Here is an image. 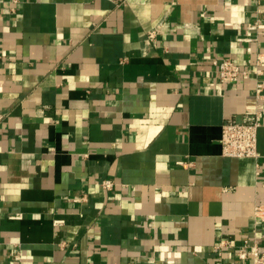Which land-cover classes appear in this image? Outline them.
Segmentation results:
<instances>
[{
  "label": "crops",
  "instance_id": "0c3cea01",
  "mask_svg": "<svg viewBox=\"0 0 264 264\" xmlns=\"http://www.w3.org/2000/svg\"><path fill=\"white\" fill-rule=\"evenodd\" d=\"M263 50L264 0H0V264H254L264 126L221 135L259 100L212 59Z\"/></svg>",
  "mask_w": 264,
  "mask_h": 264
},
{
  "label": "built area",
  "instance_id": "2783aa9c",
  "mask_svg": "<svg viewBox=\"0 0 264 264\" xmlns=\"http://www.w3.org/2000/svg\"><path fill=\"white\" fill-rule=\"evenodd\" d=\"M157 34V30L149 31L147 42L155 44ZM212 62L216 68L219 80L223 84L236 85L244 77H252L254 79L255 96L259 100L255 111L243 114L241 117L230 116L225 118L222 123L221 144L222 152L225 156L258 158V132L264 126V114L261 108V102L264 101V50L259 51L253 62L250 61L245 66L237 63L231 57L213 58ZM103 184L106 188H111L113 181L104 180ZM260 208V206L256 207L257 212ZM16 216L19 217L20 214ZM227 246L230 247L229 241L221 240L216 245V249L222 251ZM249 249H252L254 264H264V250L260 249L257 242L252 246L245 242L238 249L236 255L240 259H247L249 257Z\"/></svg>",
  "mask_w": 264,
  "mask_h": 264
}]
</instances>
